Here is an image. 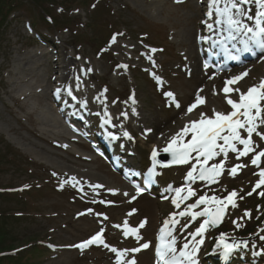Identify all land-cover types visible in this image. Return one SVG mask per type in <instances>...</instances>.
Returning <instances> with one entry per match:
<instances>
[{"label":"rangeland","instance_id":"obj_1","mask_svg":"<svg viewBox=\"0 0 264 264\" xmlns=\"http://www.w3.org/2000/svg\"><path fill=\"white\" fill-rule=\"evenodd\" d=\"M151 1L49 0L44 4L38 0H23L22 6L7 18L0 40V140L17 152L18 157L15 160L11 154L5 157L6 162L0 164V187L10 189L0 199V210L8 215L6 224L10 228L9 237L14 246L26 245L22 256L28 264H128L131 260H135L136 264H156L152 250L156 228L162 218L177 211L170 200L165 201L162 196L169 187L182 182L185 170L190 166H200L194 159L195 153L187 164L163 166L159 163L160 185L154 194H138L130 190L129 194L119 193V187L129 185L123 175L125 167L134 162L144 175L149 166L157 162L151 159V147L157 153H167L163 149L170 141L160 144L158 140L176 131L181 124L180 113L182 117L189 115L191 112L187 107L196 102L191 94L197 80L184 70L183 51L187 46L178 33L181 25L174 17L170 19L171 16L165 11L152 15L151 9L153 7L155 10V7L150 4ZM157 4L170 12L175 11L176 15L182 17V22L189 15L193 17L191 26L201 25L204 10L198 0H159ZM245 7L251 9L249 14H255L254 4ZM48 15L54 18L56 25L46 21ZM105 43L106 48H102L105 54H99L98 49ZM62 51L79 62L76 78L65 80L60 91H69L70 87L67 86L72 83L83 90L85 101L90 100L93 110L91 118H81V122L84 119L82 124L89 129L84 135L81 134L82 129L77 124L80 122L68 118L65 111L60 110L68 100L66 91L60 99L56 85L47 95L42 87H37V92H42L39 93L41 105L52 107L66 128L69 129L71 125L78 127L79 133H72L80 140L79 145L69 144V147L93 159L85 162L89 168L73 155L49 145L33 133L35 127H41L29 120V110L22 106L24 103L29 105V101L25 97L21 102L17 101L22 93L19 88L24 85L14 80L15 65L20 59L36 52H46L48 64L31 72L35 76L46 77L51 85L55 58ZM241 69H248L250 75L239 84L236 88L239 91L232 96L221 94V86L228 74H217L206 80L208 90L198 94L204 103L197 105V115L205 117V109L207 113L212 112L206 119L214 118V113L220 110L225 115L232 112L227 100H238L241 94H246L250 87L257 86L264 79V53L232 73H238ZM134 93L137 107L147 115L151 110L156 116L155 123L137 127L136 118L131 112L127 113L130 121L127 123L122 115L125 109L123 104L128 103ZM166 93L173 95L169 97ZM97 95L104 102L106 115L113 116L115 123L124 128L120 139L107 138V135H113L114 125L105 123L107 116L96 108L99 105ZM34 100L38 105L39 101ZM260 103L264 107V101ZM71 104L72 109L75 103ZM180 107L182 110L178 111ZM86 111L89 112V109H84ZM166 120L169 123L166 124ZM246 128L239 130L241 139L248 138ZM164 129L167 130L163 132ZM125 132L131 139L124 136ZM262 133L264 124L258 118L257 131L252 134L253 151L239 156L244 145L233 141L237 151L228 149L226 157L220 153L207 164L211 167L223 162V172L216 178V183L210 187L206 180L194 182L197 197L207 195L209 198H222L233 191L237 193L236 206L226 209L224 222L219 229L207 228L193 239L191 233H195L201 220L187 219V223L176 233L180 247L184 243L190 247L197 240L203 241L197 247L196 264H264V240L261 239L264 236V196L260 195L264 192V186L253 191L260 180L259 173L264 169V157L260 166L251 162L258 152L264 151ZM191 137L184 136L183 141L186 143ZM91 141L105 148V156L100 154L101 150L93 147ZM217 143L223 144V141L218 140ZM95 149L96 153L93 152ZM115 153L119 158L124 156L122 161L115 157ZM23 160L27 165L21 162ZM110 160L118 165L117 169ZM237 165L243 167L238 168L235 175L230 174V170ZM86 169L97 172L99 176L79 174ZM157 192L160 196H154ZM208 207L214 208L215 205L210 203ZM246 211L252 216L251 219L245 216ZM151 216L156 217H153L154 223L150 222ZM125 221L130 228L138 229L140 240L133 235H124ZM141 222H145L143 228L139 227ZM102 228L108 247L97 244L84 249L74 247ZM221 235L224 236V243L234 248L227 254L220 242ZM144 243H149V248L131 251ZM111 248L117 249V252H112ZM126 249L125 255L119 257L117 253Z\"/></svg>","mask_w":264,"mask_h":264},{"label":"snow or ice","instance_id":"obj_2","mask_svg":"<svg viewBox=\"0 0 264 264\" xmlns=\"http://www.w3.org/2000/svg\"><path fill=\"white\" fill-rule=\"evenodd\" d=\"M219 0H213L214 5H218ZM254 4L256 11L254 15H250V8L245 6ZM216 13L223 17V20H217L216 23H223L227 26V31L229 33L228 39L238 40L239 43L243 45L239 51L255 54V50H260L264 52V0H224V7H216ZM246 20L254 21L253 25H249L245 22ZM212 24H208V28L211 29ZM115 37L113 38V41ZM153 52L156 49H152ZM231 59L236 60L238 56H230ZM124 67H127L126 65ZM247 72L242 73L240 76L234 77L231 80L226 82V86L223 91L227 94L230 91H239V89H230L227 85L238 82L246 76ZM158 79V78H157ZM59 89L57 92L59 93ZM68 94L71 95V90L69 89ZM167 96L172 97V93H166ZM75 99V97H73ZM261 101H264V81H261L258 87H252L248 90L246 94H241L239 102L228 99L227 103L231 105L233 111L227 115L215 112L214 118H204L201 117L198 121H192L190 126H185L180 133H177L173 136L166 148L163 149L164 152H171L172 154V164H186L191 159H193V153H195L194 159L196 163L199 164V169L195 165L192 166V170L188 172L187 178L189 180H208L209 183L215 182L216 178L221 175L223 172V162L218 164H213L211 167H205L208 164V161L213 157L223 153L225 157L227 156L228 149H231L233 152L237 151L233 141H239L240 144L244 145V150L239 152V156H245L249 152L253 151L252 149V134L257 131V119H260V123L264 124V107L261 106ZM135 103V100H133ZM204 103V100L197 95L196 102L188 108V112H191L197 105ZM177 107L179 105L177 104ZM242 110V111H241ZM243 116L244 119L241 120L240 117ZM109 121H105L108 123ZM248 134L247 139H241L240 129H245ZM191 132L192 137L186 143L183 141V137L187 133ZM227 132V134H223ZM261 139H264V133L260 134ZM124 136L131 139L127 132L124 133ZM116 137H113L115 139ZM222 140L223 144H218L217 141ZM179 141V143H178ZM217 149L219 151H217ZM157 151L154 149L152 152V159L156 162ZM264 157V151L258 152L255 157L252 159V164L257 165L261 158ZM203 158V159H201ZM243 167V165H237L230 170V174L235 175L238 168ZM198 172V175H194ZM260 180L257 182L253 191L256 188L261 187L264 184V169L259 173ZM98 187V186H93ZM142 191V189L137 186V193ZM184 191V189H176L177 194ZM252 193H248L251 195ZM196 193L189 188L187 190V195L182 199H188ZM260 195L264 196V192H261ZM237 196L235 191L229 193V195L221 200L218 197L208 198L206 196H201L195 203L188 205L187 209L184 212L179 213L181 216L191 214L192 219H195L197 216H208L209 219H206L200 226L196 229L195 233H191L193 239L196 236H200L207 229L209 224H217L228 205L235 207L234 197ZM135 198V197H134ZM133 198V199H134ZM173 204H176L179 207V204L174 199ZM212 203L215 205L213 209L205 208L203 212H192V209L197 208L200 204H209ZM245 216H250L249 212H245ZM107 219V217H105ZM173 226L179 223L178 220L173 216L171 220L165 221V226L160 230V241L161 243L156 247V256L157 264H196L195 255L197 252V247L203 241L197 240L192 248L189 250V244L184 243L183 248L177 254V238L172 234V229L168 227L169 224ZM145 226V222H141L139 225L140 228ZM239 226V225H238ZM116 227H120L117 225ZM103 228L97 232L90 239L82 242L81 244L75 245L74 247L84 249L92 244L104 245L108 247L104 242L103 238ZM124 235L127 237L133 235L137 240H140L141 237L138 235L137 228H130L127 224V221L124 222ZM170 237V239H167ZM264 240V236L261 237ZM221 244L224 245L225 254L232 251L233 246L224 243V236L220 237ZM149 243H144L140 248H134L131 251L138 252L141 249L149 248ZM238 246V245H237ZM112 252H117V249L111 248ZM128 250L123 252H118L119 257H123ZM128 264H136L135 260H131Z\"/></svg>","mask_w":264,"mask_h":264},{"label":"bare ground","instance_id":"obj_3","mask_svg":"<svg viewBox=\"0 0 264 264\" xmlns=\"http://www.w3.org/2000/svg\"><path fill=\"white\" fill-rule=\"evenodd\" d=\"M158 1L159 0H153L150 2V4L154 5V7H155V10H153V7H152L151 14L154 15V14H156V12L162 13L165 11L171 16L170 19H172L174 17V20L177 22V24L181 25V30L178 33L181 36V39L184 42V44L187 46L185 48V50L183 51V55L185 56V60H184L185 63H183L184 64V70L186 73L189 74L190 77H194V79L197 80L196 85L192 91V93L193 92L194 93H193V95L191 94V97H193L192 100H194V98H196L199 93H202V92L208 90V82L206 80L209 76V70L203 68V64H202L203 59H205L207 56V53L205 51H203V45L200 43V40L198 39V37L202 33L206 32V30L204 27H202V25L191 26L190 20H192V18H193L192 16L187 15L185 17L186 19L182 22V19H181L182 17L176 15L175 11L170 12L169 10H167L165 8L159 7L157 4ZM196 5L198 8V3H196ZM186 14H184V15H186ZM216 19H217V17H214V19L212 20V22H213L212 24H214L216 22L215 21ZM195 31L197 33H195ZM214 31H215V33H218V32H216V30H214ZM220 32H221V34L228 37L229 33L226 30H223V28H222V30L220 29ZM194 33H195V35H194ZM212 34H214V33H212ZM212 36H211V38H212ZM131 48L134 49V47H131ZM212 55H214V54H212ZM47 56L48 55L46 52L45 53L36 52L32 55H29L28 57L20 59V62L17 65H15L16 71L14 73V78H15L14 80L24 83V85L19 88V92H22V93H20V95L17 97V101L21 102V100L24 97L27 99V102L29 101V105L27 103H24V104H22V106L25 109L28 108V110H29L28 111V113H29L28 117L30 118L29 120H31V122H33V123H36V125L39 124L41 127L40 129H37L39 126L35 127V129L32 130L33 133L39 135L40 138L44 139L46 141V143H48L49 145H51V146H53L59 150L67 152V154L70 156L73 155L74 157H76L75 159H79L80 162L83 165H85V162H90L93 159L90 158L86 154L76 153L73 150V148L69 147V144L79 145L78 143L80 142V140L77 138V136H75L72 133L73 132L72 127L69 126V129L66 128V126L64 125L62 120L58 117L57 113L53 112L52 107H50L48 105H41V103H40L41 95H39V93H42V92H40V91L37 92V87H42L43 93L45 95H47L49 93V90L52 89L51 87L53 85H56L57 86L56 88H58L60 90V86L63 85L65 80H67V79L72 80V79L76 78L75 72L77 70L79 60L69 56V54L66 51H62L59 54L57 53V58H55L56 64H55L54 74L51 77L52 84L49 85L50 82L46 77L43 78L41 76H35L34 75L35 73L31 72L36 68L40 69L42 67V65H44L46 63L48 64V62H46ZM62 57H63V59H62ZM141 60H144V62H146L145 58L141 57ZM28 76H29V78H28ZM80 76H82V75H80ZM248 77L249 76H247L246 79ZM43 81L45 83H43ZM261 81H264V79L260 80L259 84L257 86L255 85V87H258L260 85ZM197 83H199L198 86H197ZM200 86H202V88H199ZM67 87H70L71 95L68 94V91L63 90V93H64V91L67 92L68 100H66V102L63 104V106L60 108V110H64L65 114L68 118L74 120L75 122H80V123H77L79 125V128L82 129V131H86L89 128L87 125H84L82 123L84 122V119L91 118V116L93 114L92 106L89 103L90 100L87 99V101H85L86 99H85L83 90L77 84L72 83V84L68 85ZM63 93H62V91H59V93H58L59 99H60V96L63 95ZM182 93H183V91H182ZM188 94H190V92ZM98 96L99 95H97L99 105L98 106L96 105V108L98 110L102 111L104 116H107L105 113V110H104V102ZM137 96H138V94H137ZM73 97H75V99H73ZM135 98H136V94L134 93L133 97L129 98V102L123 104L125 106V109H124L122 115L125 117V120L127 121V123H130L129 119L127 118L128 112H131L133 114V116L136 118L137 127L142 128L143 126L145 127L146 123H150V124L155 123L156 116L151 112V110L149 111V115L143 113V111L137 107ZM34 99L39 101L38 105H36V101ZM133 100H135V103H133ZM237 102H239V100ZM71 103H75V107L72 109L70 107ZM198 107L199 106L194 108V110L189 115H187L186 117H182V113H180L181 115L179 116V118H181L180 119L181 124L179 125V128H177L176 131L175 130L172 131V133H167L166 135H163L161 137V139L158 140V142L160 144L167 143V141H170L173 136H175L177 133H180L185 126H189L193 120L194 121L200 120L201 116L197 115ZM84 109H89V112H87V111L84 112ZM180 110H182V107H180V109L178 111H180ZM215 111H217V110H215ZM205 113H206V115L204 118H206L207 115H209V116L212 115V112L207 113L206 109H205ZM220 113H222L221 110H220ZM81 118H84L82 122H81ZM105 119L108 120L109 122H112L114 125L116 124L115 123L116 120L113 116H111V117L107 116V117H105ZM167 120H169V118ZM167 120L165 122L166 124L168 122ZM166 124L163 125L164 128L166 127ZM127 126L129 127L130 125H127ZM123 129L124 128L118 124H116L114 127L113 131L115 133L116 132L120 133L119 139L122 137V133L124 132ZM110 130H112V129H109V131ZM166 130L167 129H164L163 132ZM163 132H161L160 134H162ZM191 135H192V133L189 132V133H187V135H185V137L188 138ZM153 141H156V140L154 139ZM178 143H179V141H178ZM152 149H153V147H151V150ZM128 151H130V150H127V152ZM116 154L117 153L114 154L115 157L117 156L116 158L119 161H122L121 158H123L124 156H121V158H119L120 156H118ZM132 163L135 164L134 162H132ZM85 166H87L86 168H89L88 163ZM98 169H100V168H98ZM157 170L159 171V166H158ZM82 171H85L86 173H82ZM82 171L79 172V174H81L83 176L89 177V173H92L91 176L95 175V174L97 175V172L94 173L92 170H89V169L82 170ZM98 176L99 175H97V177ZM119 190L121 191L119 193H122V194H124V193L129 194L128 193L129 190L133 191V189H131V187H128L127 184H124L122 187H119ZM153 217L156 218L155 216H151L150 222L152 221V223L155 222V219Z\"/></svg>","mask_w":264,"mask_h":264},{"label":"trees","instance_id":"obj_4","mask_svg":"<svg viewBox=\"0 0 264 264\" xmlns=\"http://www.w3.org/2000/svg\"><path fill=\"white\" fill-rule=\"evenodd\" d=\"M23 0H0V40L2 38L5 24L9 14L13 11L19 9L22 5ZM40 3H48L49 0H38ZM55 1V0H50ZM81 1V0H80ZM53 4V3H52ZM13 154V159L17 160L18 153L12 151L11 147H7L2 140H0V164L6 162V156ZM24 165H27L25 161H21ZM8 188L3 189L0 187V199L5 197ZM10 192V191H9ZM8 215L3 210H0V264H28L22 256V252L25 251V248L22 250H16L19 247H15L12 240H10V228L6 224ZM26 245H22L23 247Z\"/></svg>","mask_w":264,"mask_h":264},{"label":"water","instance_id":"obj_5","mask_svg":"<svg viewBox=\"0 0 264 264\" xmlns=\"http://www.w3.org/2000/svg\"><path fill=\"white\" fill-rule=\"evenodd\" d=\"M219 225H220L219 223L216 224V226H219Z\"/></svg>","mask_w":264,"mask_h":264}]
</instances>
